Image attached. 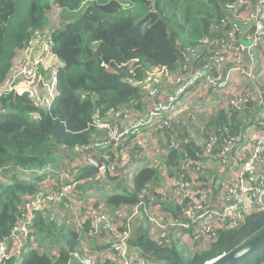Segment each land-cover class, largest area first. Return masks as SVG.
<instances>
[{
	"label": "trees",
	"instance_id": "trees-1",
	"mask_svg": "<svg viewBox=\"0 0 264 264\" xmlns=\"http://www.w3.org/2000/svg\"><path fill=\"white\" fill-rule=\"evenodd\" d=\"M236 1L0 0V85L11 69L17 49L32 42L35 29L49 24L51 9L58 7L67 19L49 33L54 42L52 51L62 61L57 72L59 95L52 105L37 109L27 97L1 95L4 107L0 113V242L10 244L13 255L9 262L0 258V264H69L70 261L81 264L73 254L80 253L81 245L108 249L107 242L126 230L130 232V246L143 250L148 264H209L264 231V206L246 210L236 226L218 228L199 239L189 235L194 248L187 244L179 249L169 236L159 240L151 233L149 224L150 215L161 214L150 210L152 205L162 203L165 198L176 200L150 193L151 186L158 185L161 177L162 184L170 178L185 180L195 189L194 180L206 184L212 178L209 170L201 173L207 160H218L221 169L224 165L221 151L227 141L234 138L236 145H240L247 139V126L261 115L262 106L247 92L255 89L256 83L251 80L241 82L239 96L245 99L242 107L219 104L192 109L191 103L206 82V76L214 74V70L205 74L200 71H205L207 63H213L211 56L220 38L228 40L225 31L232 27V13L227 6ZM81 9V13L75 14ZM256 57L263 67L264 45L257 48ZM166 71L198 78L181 94L174 88L175 79L169 84L149 86L155 75L167 81ZM153 88L161 93L159 97L172 95L174 104L179 103L175 110L177 118L171 120L169 129L130 146L88 148L102 135L99 129L89 125L96 113L144 111ZM6 108L8 111H4ZM212 138L215 141L211 145ZM151 141H155V148L161 149H154L156 158L129 176L120 177L119 165L124 157L142 158L144 147H152ZM57 153L66 162L51 174L50 181L39 176L30 181L21 179L25 172L45 168ZM93 153L106 165L105 177L101 166L76 163L82 161L80 155ZM245 160L235 159L236 174ZM184 166H191L190 171ZM42 174L50 172L42 171ZM75 174H78L76 180L71 179ZM104 178L113 182L112 186H121L123 191L95 201L94 210L89 209V203L79 198L88 195L90 188L106 182ZM72 182L77 185L74 187ZM68 184L73 186L71 200L64 195L60 197L62 188ZM158 198L159 201L154 200ZM80 203L84 206L74 209ZM69 204L73 208L65 211V205ZM124 205L129 208L124 209ZM180 206L176 207L181 209ZM136 210L142 223H128L126 215ZM70 211L78 213L68 217ZM101 215L108 219L99 221ZM111 223L115 225L113 228ZM23 224L28 231V236H23L27 237L26 246L34 249L22 257L16 253L15 244L17 231L21 232L19 228ZM113 253L108 254L105 264H113L119 258ZM235 264H264V244Z\"/></svg>",
	"mask_w": 264,
	"mask_h": 264
},
{
	"label": "built area",
	"instance_id": "built-area-1",
	"mask_svg": "<svg viewBox=\"0 0 264 264\" xmlns=\"http://www.w3.org/2000/svg\"><path fill=\"white\" fill-rule=\"evenodd\" d=\"M227 8L229 13H232V27L225 31L228 40L225 41L220 38L217 42V48L214 51L215 53L211 56L213 63H207L205 65V71H200V74H205L214 70V74L206 76V82L203 84V87L198 90L199 94L197 96L206 97L211 102V104L204 109L219 104L242 107L245 103V99L239 96L241 92V82L243 80H251L256 83L255 89L253 91L247 90V92L253 95L254 100H256L264 109V66H259L256 57L257 48L260 45H264V0H237L235 3L229 4ZM241 28H244L245 30H242ZM243 37L246 38L247 41H245ZM32 41L33 42L31 46H29L28 51L35 49L33 48L35 45H39L35 56L29 58L27 61L25 60L24 63H19L18 59L13 61L11 71L4 81L5 83L0 86V93L12 92L16 89L15 84L17 78L24 76L27 77L29 82L35 84L33 88L39 89L40 92L47 89L51 92L49 97H39L41 101L44 100L48 103L46 107H50L57 94V79L55 77L56 71L54 69L55 59H57V57L51 50L52 39L49 32L35 30ZM46 50L50 52L48 58L44 54ZM224 53L227 54V56H225ZM38 56L41 58L40 62L37 60ZM41 68L48 71L51 70L53 81L51 86L47 83L46 78L39 75ZM164 76L167 78V84L175 79L176 85L174 88H178V94H181L186 88H190L192 83L198 78L197 75L193 78H187V76L176 74L171 75L168 71L164 73ZM190 79H192V81ZM185 83L186 85H184ZM6 84L10 89L3 91ZM42 87H44V89H42ZM211 90L213 92L209 93ZM16 91L22 94L29 92L31 99L36 105L35 99L38 95H35L32 90L26 88L23 91L17 89ZM160 94L157 88H153L151 93L147 96L148 106L141 112H138L135 109H130L126 111L111 110L108 114L96 113L89 125L99 129L102 135L98 136L88 148L101 150L110 145L115 148H119V146L124 147L130 142L136 144L145 139H150V137L159 133L161 130L169 129L171 127V120L176 115L175 110L179 103L176 105L174 104L175 97L172 95L168 97H159ZM156 98H158L159 101L154 102V99L156 100ZM150 100L153 101L150 102ZM36 106L40 109L46 108L42 105ZM192 109L200 110L199 105L196 104H192ZM263 111L264 110H261V120L259 123L264 124ZM103 132L105 133L104 137ZM145 134L148 137L137 138ZM247 136H249V134H247ZM253 136L254 139L252 138V141L250 142V155L238 156L237 148L239 145H236L237 139L234 138L228 140L227 144L221 151L224 165L230 163L228 155L233 154V152H236L235 159L246 160L241 166L239 173H234L235 175L232 174L228 179V182L219 181L217 183V186L219 185L218 187L222 188V191L219 193L222 201L220 208H209L211 187L209 186V188L207 187V189H205V182L200 183L202 186L201 188L197 187L195 189V187L190 186L187 181L182 179L175 180L174 178V186L172 185V188L174 187L178 193L176 200L182 205L181 211H184L187 216V220L184 221V227H188L189 224L197 225L200 227V233L203 234L196 236V239L213 234L218 228L236 226L240 217L243 216L246 210L264 206V175L258 177L255 174V170L259 169L262 165L261 155L264 151V128L257 133H253ZM126 139H128V141L124 143ZM214 141L215 138H212L211 145ZM145 149L146 147H144V150ZM207 152L210 153L211 148H209ZM108 158L109 156H106V159ZM127 158L131 161L133 159V157H124V161L119 165V170H122V174L125 177L127 170H123L125 167L128 169L129 166L127 165L130 163ZM127 161L128 163L123 167ZM135 161H140V158H136ZM76 163L80 165L82 161ZM200 168L201 166L199 165L197 169L199 170ZM100 169L102 177H105L107 175V167L105 164H102V162ZM49 171L50 174L43 178L48 181L51 179V174L57 171V169L50 168ZM122 174L120 177L123 178ZM71 179L76 180V178ZM171 179L172 178H170V180ZM107 180V178H104L103 181H106L104 184L113 183ZM71 190H73L72 185H65L62 188L60 197L69 194V191L71 192ZM71 197L72 195H69L70 200ZM87 199L88 201H91L89 202L91 204L97 201V199L92 197H87ZM138 213V210H136L134 215L136 216ZM107 219L106 215H101L98 220L105 221ZM25 220H27V218H25L24 221ZM149 221L157 225V218L155 215H150ZM27 223H29V219ZM25 225L26 224H23L19 228L21 232H17L16 234V239H18L15 244L16 253L21 256L34 249V246H26L27 237L23 236H28V231ZM113 226L115 225L111 223L112 228ZM129 237L130 232L126 230L113 236V239L109 242L108 249H97L87 245L92 248V251H87L84 244L78 248L80 249V253L74 252L73 254L78 257L81 264H105L103 260L111 251L117 253L119 257L117 260H113V264L115 262L118 264H148L145 258V252L143 250H135V247L132 248L129 244ZM9 245L10 244L6 242H0V251L6 253L8 250L6 251L5 247L7 246V249H9ZM69 264H73V262L70 261Z\"/></svg>",
	"mask_w": 264,
	"mask_h": 264
},
{
	"label": "rangeland",
	"instance_id": "rangeland-1",
	"mask_svg": "<svg viewBox=\"0 0 264 264\" xmlns=\"http://www.w3.org/2000/svg\"><path fill=\"white\" fill-rule=\"evenodd\" d=\"M81 12H82V10L80 11V13ZM48 14L50 15V18L53 21V24H50V32H52L54 29L56 30L57 29V28H55L56 26H60V25L62 26L65 23V21H67V19H64L63 18L62 13H61V11L59 10L58 7H54L53 9H51V12L48 13ZM38 46L39 45H35L33 47L35 49H33L32 51H22V52H20L18 54V56L15 58V60L18 59L19 63H24L25 60L27 61V59L34 57L35 56V53L38 51ZM44 54L48 58V56L50 55V52L48 50H46L44 52ZM37 60H38V62H40V60H41L40 56L37 57ZM47 73H48V70H45L44 68H41L39 75H41L43 78H46L47 83L49 84V86H51L52 83H53L52 76L51 75L48 76ZM4 83L5 82H1V84H4ZM154 83H157V84H162V83L167 84L168 81H164L160 77V75H155L154 76V82H152L151 84H149V86H152ZM34 85L35 84H32L31 82H29L27 80V77H24V76H21L20 78H17L16 84H15L16 89L19 90V91H21V90L23 91L26 88H28L29 90H32L35 95H38L36 97V99H35L36 105H42L43 107H46L48 105V103L46 101H44V100L41 101L40 98L41 97H43V98L49 97L51 95V92L48 89L47 90H43L42 92H40L39 89L33 88ZM15 86H14V88H15ZM6 89H10V87L7 84L3 88V91L6 90ZM16 89H14L12 91L14 97H16L17 94H22V93H19L18 91H16ZM42 89H44V87H42ZM23 96L28 98L30 104H33L37 109H40L38 106H36L34 104L33 100L30 97V93L29 92L23 93V95H21L19 97H23ZM104 136H105V133L103 132V137ZM145 136H147V135L145 134V135L139 136L137 138L140 139V138L145 137ZM150 139H151V137H150ZM127 141H128V139H126L124 141V143H126ZM126 145H133V142H130V143L126 144ZM159 148L160 147H157L156 149H159ZM80 157H82L81 159L83 161L84 160V156H81L80 155ZM153 158H156V155L155 154H152L151 159H150L149 162H151ZM127 160L128 161H131L128 158H127ZM78 161L79 160H77V162ZM128 161L123 165V167L128 163ZM65 162H66V158H64L60 153H57L55 159L53 161H51L50 166L51 167H54L55 169L58 170L59 169V166H61ZM56 163H57V165H55ZM210 163H212V161H210ZM143 165L144 164H140V166H143ZM123 167H122V169H123ZM184 168H186L188 171H190L191 166H187V167L184 166ZM210 168H211V165H209V163H206L205 166L201 169V173L205 172L206 170H209ZM126 170H127V172H126V177H127V176H129L131 174V171H129L125 167V169L123 171H126ZM194 174H196V173H194ZM208 174L210 175V173H208ZM34 176H35V171L25 172V173H23L21 175V179H25V180L30 181V180H32V178ZM77 177H78V174H75L72 178H77ZM123 177L125 178L124 175H123ZM168 182L170 183V186H172L174 184V178H172ZM216 182H217V180H215L214 178H211L206 183V185L207 186H210L211 189H213V191L215 193H218L219 194L222 191V188L221 187H218L217 184H216ZM158 183H159L158 185H153V186L150 187V190H151L150 193L155 192L158 187H160V186L163 185L162 184L163 183V178L162 177H161V182L159 181ZM200 183H203V181L202 180H194L193 181V184L196 187H199V188L202 187L200 185ZM72 184H73L74 187L77 185L76 182H72ZM124 187H126V186H124ZM122 191H123V188L121 186L113 185L111 187H105L104 190H102L100 192V195H102V196L105 195L104 196V199H106V196H108V195L110 196V195L115 194V192H122ZM169 191H170V196H172V198H175L176 199L177 194H178L177 191H176V189L173 187V188H171L169 190V188H168L167 189V193H169ZM72 193H73V190H71V192L69 191V194H66L65 196L67 198H69V195H72ZM79 199L86 200L87 203L91 202V201H88L87 197H85V199L84 198H79ZM100 199H102V198H100ZM154 200H158L159 201V198L158 199H154ZM59 203H61V200H60ZM209 203H210V198H209ZM174 205L180 206V204L176 200H173L171 198H165V200H163L162 203H159L157 205H152L150 207V210H157V211H160V213H161L160 216H156L155 215V217L157 218V225H155L154 223H151V222L149 223L150 224L151 233L156 238H158L159 240H163L164 238H166L167 236H169V239L170 240L176 241L179 249H182L187 244L189 245L188 247L194 248L195 243L189 241L188 239H190V238L188 236L191 235V234L195 235V237L196 236L203 235V234L200 233L201 232L200 231V227H198L196 225H193V224H189L188 227H184V221L187 220V216L185 215L184 211H181V209H178V207H176ZM83 206H84V204L83 203H80L78 206H75L74 209L81 208ZM87 207L89 209L94 210V207H93V205L91 203H89L87 205ZM72 208L73 207L71 206V204H69L68 206L65 205V209L64 210L65 211H69ZM123 208L124 209H127L129 207H127L126 205H124ZM168 208L175 209V212L174 211H170ZM176 210L179 211V212L177 213ZM70 212L71 213H70V215L68 217H75V213H78V211L77 212L70 211ZM63 218H66V214L63 215ZM126 218H127L128 223L130 221H135L136 223L138 221H140V223H142V221H143L142 219H139V215H136L135 216L134 215V212L128 213V215H126ZM144 222H145V225L147 226V221L145 219H144ZM129 228H130V225H129ZM49 236H51V235H49ZM108 238L110 239V237H108ZM51 239L52 238L50 237L49 240H51ZM16 240L18 241V239H16ZM109 242H107V243H109ZM53 247H55V246L53 245ZM91 247L85 246V248H86L87 251H92V248ZM5 250L6 251L8 250V251L6 253H3L2 251H0V258H2V259L5 258L9 262L11 260V256L13 255V253H10L9 252V249H7V246L5 247ZM109 254L114 255L113 251L109 252ZM95 257H98V256H95ZM108 257L109 256L107 255L104 258L103 261H105L106 259H108ZM215 261H213V262H215ZM114 264H118V263L115 262Z\"/></svg>",
	"mask_w": 264,
	"mask_h": 264
},
{
	"label": "crops",
	"instance_id": "crops-1",
	"mask_svg": "<svg viewBox=\"0 0 264 264\" xmlns=\"http://www.w3.org/2000/svg\"><path fill=\"white\" fill-rule=\"evenodd\" d=\"M261 110H264V109L261 107L260 108V113H261ZM263 114H264V111H263ZM260 120H261V118H260V116H258L254 121H252L247 126L246 131L249 134V136H247V139L244 140V141H242L240 143L239 147L237 148L238 156H241V155L247 156L248 155V152L250 151V147H251L250 142L252 141V138L254 139L253 133H257V132H259L260 130L263 129V125L264 124L263 123H259ZM151 144H152V147L146 146V149L143 150L142 154L144 153L143 154L144 156H141L142 158H140V161H135L136 158L133 157L132 161H130V163L127 165V166H129L128 169L130 171L139 169V168L145 166L146 162H149L150 161V158H151L152 154H154L153 153L154 152V149H156L155 148V141H151ZM159 149H157V150L159 151ZM160 151H161V149H160ZM250 153H251V151H250ZM261 156H262L261 157V163H262V165L260 166L259 169H256L255 170V174L258 177H261V176L264 175V151L262 152V155ZM235 157H236V152H233V154H229L228 155V159H229L230 163L221 166V169H220V165H219L218 160H216V161H214L212 159L207 160L206 163H209V165H211V168L209 169V173L212 176V178H214L215 180H217L216 184L219 181H222V182L223 181H227L228 182V179L232 176V174L235 173V171L233 170V167H234V164H235L234 163ZM210 161H212V163H210ZM140 164H144V165L143 166H140ZM242 164L243 163L241 162L239 164V166L241 167ZM56 165H57V163H56ZM96 187H99V185H96ZM168 188H169V190L172 188V186H170V183L169 182L163 184L160 187H158L156 189V191L154 192V194L160 193V194L164 195L165 197L166 196L172 197V196H170V191H169V193H167V189ZM99 190L101 192L102 190H104V188H100ZM221 203H222V201H221V198H220L219 194L218 193H215L213 191V189H211L209 208H211V209L220 208L221 207ZM168 209L170 211H172V208H168ZM92 247H96V246H92ZM135 250H141V249L138 246H135Z\"/></svg>",
	"mask_w": 264,
	"mask_h": 264
},
{
	"label": "clouds",
	"instance_id": "clouds-1",
	"mask_svg": "<svg viewBox=\"0 0 264 264\" xmlns=\"http://www.w3.org/2000/svg\"><path fill=\"white\" fill-rule=\"evenodd\" d=\"M60 10V9H59ZM82 10V9H81ZM80 10V11H81ZM80 11H76L75 12V14L76 13H80ZM51 12V10L49 11V13ZM74 14V15H75ZM48 19L51 21H49V24L47 25V26H45V27H42V28H40V29H35V30H43V31H45V32H49L50 33V24H53V21H52V19L50 18V15L48 14ZM66 22V21H65ZM65 24V23H64ZM51 39H52V37H51ZM33 42V41H32ZM32 42L30 43V41H29V43H26V45H24L23 47H21V48H18L17 49V53H16V55H15V57L13 58V60H12V65H13V61L15 60V58L18 56V54L20 53V52H22V51H28V48H29V46H31V44H32ZM53 46H54V42H52V46H51V50H53ZM53 52V51H52ZM53 54L57 57V59H55V65H54V69H55V77H56V79H57V72H58V69L61 67V65H62V61H61V59L59 58V56L56 54V53H54L53 52ZM28 60V59H27ZM12 67V66H11ZM10 71H11V69H10ZM10 71H9V73H10ZM8 73V74H9ZM8 74H7V76H8ZM47 75L48 76H50L51 75V70H49L48 71V73H47ZM7 76H6V78H7ZM6 78L4 79V81L6 80ZM3 81V82H4ZM57 83H58V80L56 81V89H57V94H56V96H55V98H54V100L56 99V97L59 95V91H58V88H57ZM2 85V84H1ZM0 85V86H1ZM0 90H1V88H0ZM189 93H191V91H189ZM4 94H6L7 96H13V92H10V93H7V92H4ZM1 95H3V93H0V113H2L3 112V107H4V105H2L1 104ZM21 95H23V94H17L16 96H21ZM190 96V95H189ZM53 100V101H54ZM53 103V102H52ZM191 104H196V105H199V109L200 110H202V109H204V108H206L208 105H210L211 104V102L206 98V97H199V96H195L194 97V99H193V101H192V103ZM4 111H8L7 110V108L6 109H4ZM176 114V113H175ZM177 115H178V113L174 116V118H177ZM89 155H93V154H89ZM85 156V155H84ZM82 162H84L85 163V161L83 160ZM56 165V164H55ZM85 165H90V164H86L85 163ZM145 166H146V164H145ZM144 167V166H143ZM55 169L54 167H51L50 166V164L49 165H47L45 168H43V169H40V170H38V169H35V170H30L29 172H32V171H35V176H39V177H41V178H44L46 175H43L42 174V171H48V172H50L49 171V169ZM142 168V167H141ZM140 169V168H139ZM139 169H136V170H139ZM130 171V170H129ZM132 171H135V170H132ZM131 171V172H132ZM22 175V174H21ZM20 175V176H21ZM34 176V177H35ZM112 186V183H109V184H104V183H101V185H99V187H94V188H90V193L88 194V195H86V196H84L83 198H85V197H92V198H95V199H97V200H99L100 198H104V196L105 195H100V188H105V187H111ZM27 253V252H26ZM25 254V253H24ZM23 254V255H24ZM23 257V256H22Z\"/></svg>",
	"mask_w": 264,
	"mask_h": 264
},
{
	"label": "water",
	"instance_id": "water-1",
	"mask_svg": "<svg viewBox=\"0 0 264 264\" xmlns=\"http://www.w3.org/2000/svg\"><path fill=\"white\" fill-rule=\"evenodd\" d=\"M160 151V149H159ZM84 161L86 164L101 166V162L98 160L96 154L84 156ZM264 244V231L257 236L250 239L248 242L240 245L235 250L231 251L229 254L221 259L216 260L210 264H235L243 256L255 251Z\"/></svg>",
	"mask_w": 264,
	"mask_h": 264
}]
</instances>
